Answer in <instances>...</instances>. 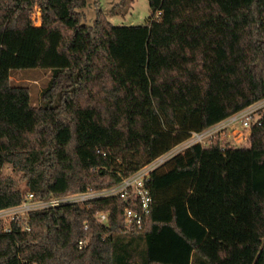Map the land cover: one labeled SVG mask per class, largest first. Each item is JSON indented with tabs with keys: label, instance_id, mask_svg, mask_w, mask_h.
Listing matches in <instances>:
<instances>
[{
	"label": "trees",
	"instance_id": "obj_1",
	"mask_svg": "<svg viewBox=\"0 0 264 264\" xmlns=\"http://www.w3.org/2000/svg\"><path fill=\"white\" fill-rule=\"evenodd\" d=\"M87 1L0 0V209L115 186L264 98V0H149L142 24L98 3L87 24ZM31 68L51 72L38 106L11 77ZM148 185L141 227L120 193L32 209L0 230V264H264V110L249 145L217 134Z\"/></svg>",
	"mask_w": 264,
	"mask_h": 264
},
{
	"label": "built area",
	"instance_id": "obj_2",
	"mask_svg": "<svg viewBox=\"0 0 264 264\" xmlns=\"http://www.w3.org/2000/svg\"><path fill=\"white\" fill-rule=\"evenodd\" d=\"M263 110L264 98L233 113L232 115L205 130L193 131L188 139L179 143L173 149L175 150L187 147L189 148L192 145H195L191 144L194 142L203 146L207 145L212 139H214L217 134H220L222 139H225L224 130L227 127L233 129L232 131H227V134H232V136L235 135L236 138H238L243 135V132L240 131L238 134L236 133L237 129H235V126L237 125L248 129L249 139L251 123L254 121H258L261 118ZM221 146L224 147V144H222ZM173 149L144 164L133 174L124 177L122 181L115 186L100 190L90 189L85 192H72L63 196L52 197L45 200H36L34 198L35 194L33 192H30L27 198L22 203L0 209V230L9 232L12 229V223L20 220L22 221L25 229H30V225L28 224V215L30 210L32 209L58 205L65 202H79L83 206H89V201L93 198L114 193H120L121 196L126 200V202L130 200H138L141 206L140 210H135L133 207L127 205L125 207V211L128 220L132 221L133 218V220L137 222L138 226L141 227L145 216L151 211V202L153 200V197L151 189L148 185L151 179V173L157 166L161 165L170 158H168L167 154H169ZM131 191L132 196L130 195ZM97 217L99 220H105L107 218V213L105 211H100ZM85 226L87 227L88 225ZM84 242L85 241L83 239L80 240L81 245Z\"/></svg>",
	"mask_w": 264,
	"mask_h": 264
},
{
	"label": "rangeland",
	"instance_id": "obj_3",
	"mask_svg": "<svg viewBox=\"0 0 264 264\" xmlns=\"http://www.w3.org/2000/svg\"><path fill=\"white\" fill-rule=\"evenodd\" d=\"M97 3L106 12L107 17L115 24H142L146 22L151 12L149 0H127L126 5H121V0H88L86 6L81 9L85 13V23H94L97 17ZM32 13L34 22L37 25L40 24L41 11L39 10V7L36 6ZM11 77L13 83L29 86L34 105L38 106L44 102L43 91L51 77L50 70L43 68L13 70ZM235 129H237V134L242 131L243 135L238 138H236L235 135L232 136V134L228 135L227 131H232L233 129L227 127L224 130L225 139H229L235 146L249 145L248 129L240 125L235 126ZM191 144L196 145L197 143L194 142ZM187 149L188 147L175 150L173 149L169 154H167L168 158L180 151L184 153V150ZM11 172H13V169L10 164L3 166L2 173L7 174Z\"/></svg>",
	"mask_w": 264,
	"mask_h": 264
}]
</instances>
